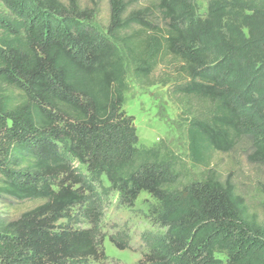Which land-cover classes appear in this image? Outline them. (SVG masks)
I'll use <instances>...</instances> for the list:
<instances>
[{
  "label": "trees",
  "instance_id": "1",
  "mask_svg": "<svg viewBox=\"0 0 264 264\" xmlns=\"http://www.w3.org/2000/svg\"><path fill=\"white\" fill-rule=\"evenodd\" d=\"M206 1L201 16L197 0H109L101 32L78 0H0V201L40 202L0 214V264L102 263L103 182L121 206L154 201L149 219L164 232L146 237L140 264H264V222L210 167L243 139L264 166V0ZM167 59V96L201 169L179 188L178 156L164 141L141 146L123 110L128 77L151 86Z\"/></svg>",
  "mask_w": 264,
  "mask_h": 264
},
{
  "label": "rangeland",
  "instance_id": "2",
  "mask_svg": "<svg viewBox=\"0 0 264 264\" xmlns=\"http://www.w3.org/2000/svg\"><path fill=\"white\" fill-rule=\"evenodd\" d=\"M65 3L66 0H60ZM109 0H78L79 8L88 14L86 21L98 31L104 32L109 20ZM129 10L150 7L153 0H128ZM199 14L204 16L207 10L206 0H197ZM6 13L0 4V14ZM173 63L165 60L154 72L153 85L140 87L128 77V92L125 94L124 112L134 118V126L139 144L152 147L164 141L181 162L178 168L179 188L192 181H197L201 169L193 167L187 157L186 117L181 116V109L168 98V88L164 84L170 80ZM249 142L240 140L226 154H214L210 167L221 181L228 180L236 194L243 198L248 213L259 222H264V166L252 164L248 160ZM74 166L79 168L75 163ZM84 173V169L81 168ZM106 182L95 185L94 192L100 206V219L96 227L97 240L101 241L106 259L93 264H140L145 250L146 237L149 234H162L164 229L154 226L149 219V209L154 201L146 194H141L132 208L121 206L118 194L110 190ZM40 205L38 201H0V214L8 219H16L21 214ZM79 222L76 227L89 228ZM125 242L128 247L118 250L109 241Z\"/></svg>",
  "mask_w": 264,
  "mask_h": 264
}]
</instances>
